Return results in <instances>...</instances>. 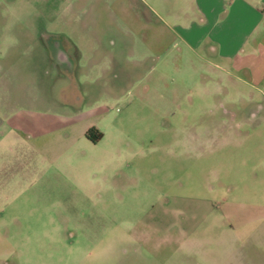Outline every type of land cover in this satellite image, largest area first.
Masks as SVG:
<instances>
[{
	"label": "rangeland",
	"instance_id": "obj_1",
	"mask_svg": "<svg viewBox=\"0 0 264 264\" xmlns=\"http://www.w3.org/2000/svg\"><path fill=\"white\" fill-rule=\"evenodd\" d=\"M106 1L74 0L94 31L78 27L70 43L52 21L56 0H0V113L59 112L82 119L75 133L107 132L97 148L62 146L54 166L45 135L39 155L26 156L38 167L25 169L34 182L23 187L15 165L1 173L0 264H211L226 254L222 243L199 246L225 237L212 204L237 200L264 216V60L224 69L173 40L159 43L166 59L128 28L100 37ZM43 175L56 189L43 190ZM156 222L195 226L200 243L147 226ZM255 226L236 231L233 264H264V218L263 242L249 236Z\"/></svg>",
	"mask_w": 264,
	"mask_h": 264
},
{
	"label": "crops",
	"instance_id": "obj_2",
	"mask_svg": "<svg viewBox=\"0 0 264 264\" xmlns=\"http://www.w3.org/2000/svg\"><path fill=\"white\" fill-rule=\"evenodd\" d=\"M56 1L57 4H54L57 5V10L52 16V21L64 24L63 29L61 28L57 32L59 37L70 39L71 43L73 38H76L78 34L81 35L78 27L84 26V30L81 32L86 31L85 36L94 31L89 26L85 29V26L89 25L85 5L78 14L77 2L74 0ZM106 2L104 8L107 13H101L100 18L102 30L100 37L111 36L118 31L124 32L128 28V31L133 32L134 35L141 37L144 34H149L153 40L155 39L154 43H151L155 47H153L154 52L165 54L164 58L169 53L166 50L159 51V43L165 44L173 40L192 52H202L207 55L205 59L224 69L252 68L254 62L259 65L264 60V0H133V2L131 0H107ZM140 2L148 6L154 14L152 17L144 16V13H141ZM126 12L129 14L126 15ZM120 26L122 29H119ZM158 38L160 40L156 41ZM60 59L66 60L67 53L61 50L58 54V60ZM166 59L163 63L165 66L171 62L172 57L169 58V62ZM81 120L76 116H67L64 113L44 112L23 106L8 112V114L0 113V196L9 197L8 180L1 178L4 172L13 165L21 172L17 182L20 185L28 182L30 178L28 175L32 174H29L25 169L33 168V166L38 167V163L34 164L35 157L31 163H28L26 156L28 153H32V155L38 153L39 155L46 146L44 139L47 134L52 135V148L56 149L53 153L56 159L52 161L53 166L62 157L60 151L62 146H66L68 149L76 148L78 145L85 149L99 147L100 143L106 139L107 132L93 124L81 132L75 133L74 124ZM92 128L102 133L98 140L87 137V131ZM13 154L16 155L15 159L12 158ZM45 168L44 164L42 169L45 170ZM1 173L3 174L1 175ZM45 177L43 175L40 178L43 190L56 189V184L54 183V185L49 178ZM38 180L36 179V183ZM29 181L34 182L31 179ZM36 183L34 184L38 188ZM212 205V210L217 211L215 227L218 229L216 232L221 231L225 237L224 240H218L214 236L211 240L206 235L199 246L205 249V246L210 243L218 246L222 243L226 246V254H222L221 259L214 258L211 264H220V261H225L224 264H233V254L237 244L236 231L253 222L256 226L249 236L253 235V240L263 242L264 216L262 213L259 212L249 217L246 208L241 206L242 204L237 200L224 199L222 203ZM172 211L174 214H181L183 208L175 207L172 208ZM147 226L156 231L173 232L172 235L178 233L185 239L183 243L187 242L186 246H196L198 242L200 243L193 238L197 228L195 226L179 225L176 222L165 224L156 222ZM175 230L177 233L174 232ZM183 243L178 247H185ZM202 252L206 255V252Z\"/></svg>",
	"mask_w": 264,
	"mask_h": 264
},
{
	"label": "trees",
	"instance_id": "obj_3",
	"mask_svg": "<svg viewBox=\"0 0 264 264\" xmlns=\"http://www.w3.org/2000/svg\"><path fill=\"white\" fill-rule=\"evenodd\" d=\"M102 133H100L97 129H89L86 133L87 137L92 140H98Z\"/></svg>",
	"mask_w": 264,
	"mask_h": 264
}]
</instances>
